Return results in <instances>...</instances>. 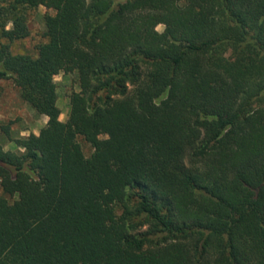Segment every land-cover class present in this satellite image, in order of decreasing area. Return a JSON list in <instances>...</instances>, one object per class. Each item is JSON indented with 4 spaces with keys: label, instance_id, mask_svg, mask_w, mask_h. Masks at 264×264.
Here are the masks:
<instances>
[{
    "label": "trees",
    "instance_id": "obj_1",
    "mask_svg": "<svg viewBox=\"0 0 264 264\" xmlns=\"http://www.w3.org/2000/svg\"><path fill=\"white\" fill-rule=\"evenodd\" d=\"M0 79L47 118L1 125L0 264H264V0H0Z\"/></svg>",
    "mask_w": 264,
    "mask_h": 264
},
{
    "label": "rangeland",
    "instance_id": "obj_2",
    "mask_svg": "<svg viewBox=\"0 0 264 264\" xmlns=\"http://www.w3.org/2000/svg\"><path fill=\"white\" fill-rule=\"evenodd\" d=\"M45 12L54 13L51 9L44 6H38L29 10L28 25L29 35L21 40L10 43L12 53L36 54V46L45 38L43 15ZM164 24H159L157 29L161 31ZM57 85V105L60 108V119L65 120L69 111V95L77 90L76 74H62L55 76ZM46 116L37 114L20 97L17 87L11 79H0V144L5 149L16 150L17 147L13 141H10L1 130V125L10 124L11 138L26 136L29 133H38L39 129L46 122ZM78 141L86 156L90 155L93 148L82 136H78ZM2 191L0 189V195ZM13 199H10L12 201Z\"/></svg>",
    "mask_w": 264,
    "mask_h": 264
}]
</instances>
